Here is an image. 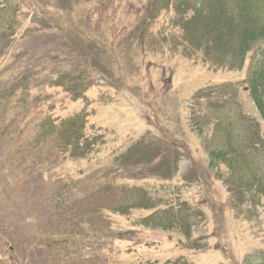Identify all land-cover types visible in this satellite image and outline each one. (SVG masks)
Instances as JSON below:
<instances>
[{"label": "rangeland", "instance_id": "374dc122", "mask_svg": "<svg viewBox=\"0 0 264 264\" xmlns=\"http://www.w3.org/2000/svg\"><path fill=\"white\" fill-rule=\"evenodd\" d=\"M147 1L0 5V264L264 261V195L232 189L236 181L229 180L226 167L210 169L207 161L218 114L258 120L245 84L249 55L236 70L231 67L236 53L216 42L221 34L210 32L214 39L205 43L208 22L194 9L199 0H151L150 6ZM8 10L15 13L13 23L5 19ZM97 10L101 15L93 21L99 23L87 24ZM115 10L130 17H121L112 37L105 28ZM139 37L142 49L135 45ZM125 39L135 46L128 56L142 64L140 84L145 79L155 86L147 102L139 97L131 61L115 74V65L107 64L122 59L108 46ZM91 59L112 77L96 73ZM97 77L105 79L103 85L91 87ZM224 84L221 97L192 99L201 89ZM75 92L83 97L72 101ZM76 113L85 114L84 136L97 142L84 159H70L56 135L43 134L40 127L46 118L58 121ZM193 116L196 125L189 121ZM241 129L237 125L235 132ZM143 136L175 144L170 147L181 156L171 177L131 180L118 178L120 170L110 172L119 163L116 156ZM159 167L152 166L156 173ZM133 187L145 189L160 207L180 200L192 208L189 238L137 226L152 210L134 209L129 216L111 212V206L130 199ZM117 233L133 235L118 241Z\"/></svg>", "mask_w": 264, "mask_h": 264}, {"label": "trees", "instance_id": "16d2710c", "mask_svg": "<svg viewBox=\"0 0 264 264\" xmlns=\"http://www.w3.org/2000/svg\"><path fill=\"white\" fill-rule=\"evenodd\" d=\"M9 1L10 0H0V5H2L4 9H7V3H10ZM121 1L127 2V0ZM150 1L151 0L147 1L148 6H150ZM50 3L51 0H49L48 5ZM194 7L196 12L200 14L198 17L208 22L204 25V28L208 32L205 33L204 28V32H202L203 35H205L202 37L206 38L205 43H208L210 39H214L210 36V32L213 31L217 33V35L221 34L219 38L220 41H216L217 43L224 46L229 45L234 53H236L235 61L231 63L232 68L241 70L246 61V56L249 55L245 83L248 86L249 95L255 108L256 116L258 117V120H254L252 117H246L240 120L237 114L226 113V116H223L221 119L220 114H218V117L213 121H221L212 125L211 147L208 149L207 154L208 167L212 169L213 167H217L218 164H223L227 169V173L230 175L229 180L233 181V178L236 181H233L235 184L231 186L232 189L238 190L240 187H243L255 194L264 195V0H199ZM118 8H120V6H117V9ZM95 9H98V6ZM102 14H104L103 11ZM13 15H15V13L8 10L5 19H10V22L13 23ZM100 15L98 10L96 12H91V14L87 16L90 21L87 24H92L94 22V17L99 19ZM121 17L128 19L130 15L115 10V15L107 17L105 31L109 32L112 37L114 33L115 35L117 33L116 26L123 22ZM1 18H3V16H0V19ZM149 20L150 18L146 17V21ZM103 21L106 22L105 19ZM196 21L197 24H201L198 19ZM94 23L96 25L99 22L95 21ZM189 23L185 25V28H187L188 25L191 26ZM9 29L11 30V27ZM127 39L131 41L132 37H127ZM130 41L125 39L117 44L109 45L108 49L112 52L113 56L119 55L122 59L118 61H109L107 64L108 66H110V64L115 65L113 70L115 74L117 73L116 71L120 69L125 71L131 61V65L133 66L132 70L134 75L137 76L135 79L138 81L136 87L139 91V97L142 101L147 102V93L153 91L155 86L152 85V82L147 83L145 79L144 84H140L142 80V76L140 75L142 64L134 61L133 56H128L131 49L135 47L134 43ZM213 43H215V41ZM142 44V37H139L135 41V45L141 47ZM0 46L2 45L0 44ZM87 53L88 52H86V56ZM136 55L137 54H135V56ZM91 60L95 63L97 69L96 73H105L100 68L97 61H94V59ZM102 73L101 76L104 77ZM106 75L112 77L111 73ZM104 78H94L95 82H90L89 84H93L91 87L94 85L100 87L106 79ZM225 87L226 85L224 84L214 85L203 90L201 89L192 99L198 101L205 97L210 98L212 93H216L221 97ZM165 96L166 91L162 92L161 98ZM82 97L83 95H79L75 92L73 95L71 94L69 98L75 101ZM159 101L162 103L164 100L159 99ZM84 115L76 113L58 121L46 118L40 124V127L43 129V134L54 133L56 135L58 147L63 153L67 154L70 159H84L93 151L97 143L95 140L92 141L84 136L87 122ZM189 121L193 125L198 124V118L196 116L189 118ZM237 125L239 127L242 126L243 129L236 133L235 128ZM201 129L202 128H200V130ZM146 138L147 136H143L141 139L131 144L126 151L116 156L115 161H119V163L115 170L113 168L110 172H118L120 170L122 176L118 178L131 180L144 177V175H154L165 179L171 177L173 175L171 173L175 172L177 169L178 159L181 156L177 150L170 147L173 146L174 143L170 142L171 145H168L160 141L162 138H155V140H146ZM147 150L150 154H147ZM144 163L149 164V168H146ZM137 165L139 166L135 170L134 166ZM154 165L160 166V173L154 172L155 170L152 168ZM108 173L109 171L107 174ZM101 178L105 179L107 177L102 175ZM128 191L130 199L111 206V212L129 216L131 210L134 209L152 210L151 213L139 218L137 226L145 229H158L169 233L178 232V234H182V237L185 236L186 239L189 238L191 234V217L193 212L192 208H189L185 202L179 200L176 204L174 202L167 203L163 207H160V205L152 202L145 189L133 187ZM138 230L139 229L134 231ZM125 231H127V229ZM132 235L133 234L117 233L115 234V239L118 241H129ZM164 264H187V262L179 259L167 261ZM253 264H264V261Z\"/></svg>", "mask_w": 264, "mask_h": 264}]
</instances>
